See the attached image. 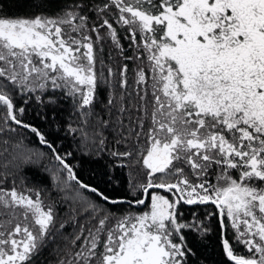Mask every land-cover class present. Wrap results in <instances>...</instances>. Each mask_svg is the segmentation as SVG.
I'll return each instance as SVG.
<instances>
[{
    "label": "snow or ice",
    "instance_id": "obj_1",
    "mask_svg": "<svg viewBox=\"0 0 264 264\" xmlns=\"http://www.w3.org/2000/svg\"><path fill=\"white\" fill-rule=\"evenodd\" d=\"M213 233L264 264V0H0V264H207Z\"/></svg>",
    "mask_w": 264,
    "mask_h": 264
},
{
    "label": "trees",
    "instance_id": "obj_2",
    "mask_svg": "<svg viewBox=\"0 0 264 264\" xmlns=\"http://www.w3.org/2000/svg\"><path fill=\"white\" fill-rule=\"evenodd\" d=\"M15 11V9H13ZM95 169V171H93ZM99 172L98 168L90 163L84 165V178L89 179L92 177V182L98 183L99 186L106 191V193L113 197H122L127 193V180L128 171L127 169H117L113 175L115 180L108 182L106 178H98L95 173ZM103 179V182L101 180ZM201 255L207 258V264H221L222 257L220 255V249L218 246V235L213 233L209 238L205 247L201 248Z\"/></svg>",
    "mask_w": 264,
    "mask_h": 264
}]
</instances>
